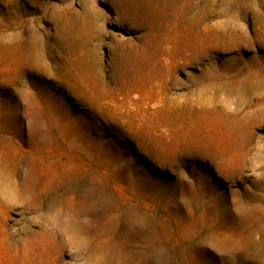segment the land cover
<instances>
[{
    "label": "rangeland",
    "instance_id": "obj_1",
    "mask_svg": "<svg viewBox=\"0 0 264 264\" xmlns=\"http://www.w3.org/2000/svg\"><path fill=\"white\" fill-rule=\"evenodd\" d=\"M0 264H264V0H0Z\"/></svg>",
    "mask_w": 264,
    "mask_h": 264
}]
</instances>
